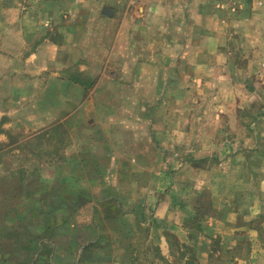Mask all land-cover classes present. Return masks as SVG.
I'll use <instances>...</instances> for the list:
<instances>
[{"label": "rangeland", "instance_id": "1", "mask_svg": "<svg viewBox=\"0 0 264 264\" xmlns=\"http://www.w3.org/2000/svg\"><path fill=\"white\" fill-rule=\"evenodd\" d=\"M99 1L0 0V223L6 213L19 211L22 215L18 221L3 220L8 236L2 233L4 228L1 226L0 252L4 255L10 251L8 257L4 255L7 264H14L13 250L24 246L21 243L32 236L33 226L41 222L39 215L29 220L26 207H41L38 204L48 207L55 199V188L65 183L70 192H73L75 183L85 189L81 194L86 198H80L82 205L73 221L89 228L87 224L93 217L106 238L86 252L92 256L98 252L92 261H88L89 256L82 254L83 246L87 244L85 239L94 240L99 233L91 228L80 231L77 247L56 251L62 258L60 264H80L81 256L84 262L87 261L85 264L94 261L115 264L121 259L122 264H134L123 255L143 248H146L147 261L156 255V242L148 240L151 234L149 225L139 222L153 218L154 205L159 199L154 196L157 189L174 185L170 174L160 176V169L169 162L164 158L171 130L163 119L169 99L151 82L142 88V92L125 91L121 84L118 89L116 87V92H81L77 87V84L96 83L95 68L99 67L100 72L111 52L109 47L115 36L112 31L115 24L112 23L117 18H110V7L103 8ZM99 11L103 15L101 20L93 15ZM107 17L110 18L109 24ZM115 53L134 62L122 44L115 48ZM106 83L107 80L103 81L100 87L107 88ZM137 84L133 82L131 88ZM140 84L143 87L144 84ZM197 90L201 88L196 86L195 92ZM196 94L199 103L202 97ZM220 98L216 97L217 100ZM75 106H81V109L71 113ZM242 112L247 113L246 109ZM195 117L199 121V115ZM60 119L62 124L52 126ZM75 123L83 127L76 129ZM33 124L39 127L35 128ZM43 133L46 135L42 136ZM103 138L115 143L112 145L114 156L97 144ZM127 152L130 156L134 154L135 163L125 158ZM64 158L74 159V164L66 166ZM79 171L82 172L80 178L72 176ZM59 175L65 176L66 182L59 179ZM182 179L186 180V176ZM231 179L226 178L223 183L228 185ZM244 179H249L244 192L256 186L249 175ZM28 194L34 200L29 201ZM259 196L263 198L264 194ZM106 197H116V201L99 207L94 215L93 207L97 208L99 200ZM225 200L228 217L241 220L247 215L244 214L246 208L232 206L234 196ZM247 203L243 201V204ZM117 206L124 213L122 217L113 214ZM259 220H264L263 208H260ZM118 221H122L123 226ZM187 222L190 226H199L196 225L199 220L194 216ZM261 228L264 234V225ZM17 230L18 239H15L11 235ZM127 233L130 237H126ZM166 234L168 245L172 244L173 249L182 248L188 253L194 250L208 253L210 249V256L188 258L187 264H236L233 256L245 260L253 246L245 236L237 245L226 244L224 247L218 240H199L198 232L193 234L195 237L189 244L179 242L175 234ZM260 244L258 248L264 252V240ZM24 249H19V259L30 254L27 253L30 249ZM216 252L220 255L216 256ZM135 262L139 263L138 258ZM259 264H264V257Z\"/></svg>", "mask_w": 264, "mask_h": 264}, {"label": "crops", "instance_id": "2", "mask_svg": "<svg viewBox=\"0 0 264 264\" xmlns=\"http://www.w3.org/2000/svg\"><path fill=\"white\" fill-rule=\"evenodd\" d=\"M99 4L110 7L109 17L117 18L112 20L111 52L103 69L95 68L96 83L77 87L81 92H116L121 84L125 91L142 92L151 82L169 99L163 119L171 130L164 158L170 166L161 168L160 176L170 174L174 185L157 189L153 218L139 222L149 225L148 240H154L158 249L149 261L146 248L123 257L134 264L137 258L138 264H177L178 260L187 264L188 258L210 256V249L208 253L175 251L168 245L166 233L189 244L198 232L199 240H218L224 247L237 245L245 236L253 246L245 260L233 256L234 261L259 264L264 257L258 248L264 240V220H259L260 208L264 209V196H259L264 194V0H100ZM93 15L103 16L101 11ZM120 44L134 62L115 53ZM106 80L107 88H101ZM133 82L138 83L137 89L131 88ZM196 86L201 90L195 92ZM196 93L202 97L201 106ZM80 109L75 106L71 113ZM244 109L247 113L243 114ZM97 144L114 156L115 143L103 138ZM133 155L127 152L125 158L135 163ZM246 175L256 186L244 192L249 183ZM226 178H232L228 185L223 183ZM233 196V207L246 208L247 215L241 220L228 217L225 211V199ZM193 216L199 226L188 224ZM8 253L4 255L8 257ZM4 255L1 251L0 258ZM120 261L115 264H122Z\"/></svg>", "mask_w": 264, "mask_h": 264}, {"label": "trees", "instance_id": "3", "mask_svg": "<svg viewBox=\"0 0 264 264\" xmlns=\"http://www.w3.org/2000/svg\"><path fill=\"white\" fill-rule=\"evenodd\" d=\"M41 135L45 136L46 133H43ZM63 162H65L66 166H69L70 163L72 164V161L65 160V158L63 159ZM81 175H82L81 171L77 172L76 174H72V176H74L76 179H78V177L80 178ZM59 176H60L59 179L62 178L61 180L63 182H66L65 179L67 178L65 176L63 175H59ZM66 185L67 183H65L62 187H59L58 189L55 188L57 192L55 199L53 202H51V204L48 207L46 208L44 206L42 207V204H38L41 205V207L38 206L36 208H31V206L26 207L28 211V216L30 218L29 220H31L38 214H43V218L41 219L42 223L40 222L39 224L33 226V230H31L32 236L28 237V239L24 241L25 242L24 244H22L23 242L21 243V245L24 246L18 248L17 251L13 250V254L11 255V257L15 259L14 264H42V261H44L43 264H51V263L60 264V260L62 258L61 256L56 254V251L61 250L63 252V249H71L73 247H77L78 245L76 242L77 234L84 229L85 230L88 229L89 231V229L91 228L97 231V233H99L94 240L91 239L87 240V238L85 239V242L87 244L83 246L82 254L86 256L88 255L86 254V252L89 249L98 246L106 238V235L100 232L99 230L100 227L95 225L96 222L93 217L92 220H90V223L87 224L88 225L87 227L89 228H84V226L78 225L73 221V218L75 217L76 213L78 212V210L81 208L82 205L80 198H82V200L86 198V195L81 194L85 189L82 188L80 184L75 183L73 192H70V190L67 188ZM77 188H79V190ZM27 198L29 199V201L34 200V198L30 197L29 194L27 195ZM99 201H98L99 203L97 204L98 207L97 208L95 206L93 207V211L95 212L94 215L97 214L99 207L109 203L110 201L115 202L116 197H110L107 199L104 198ZM39 202L42 201L40 200ZM121 210L122 209L119 206H117L113 210V214L122 217L124 213L121 212ZM21 217L22 215L19 211H13L12 213H6L3 216V220L7 222H11L13 219H15L18 221L19 218ZM3 220L2 222H4ZM118 223H120V226L122 225V221L120 222L118 221ZM11 226L13 228V223L11 224ZM6 232L3 229V233H5V236H8L9 231L7 233ZM17 232L18 230L15 232V234L11 235L16 237L15 239H18ZM100 234L103 236H101ZM61 240H65V243H61ZM21 248H25L24 250L26 251L30 249V251L27 252L30 254L23 255L22 258L19 259L18 257L20 256L18 255L19 254L18 251H20L19 249ZM52 251L55 252L56 256L54 253H52ZM97 254L98 252H96L93 256L88 255L89 256L88 261H92L93 260L92 258H94L95 255ZM4 259L5 256L4 257L2 256V258L0 259L2 260V264H7L6 260ZM80 260L82 261V263L80 264L87 263L86 260L84 262V257L82 256L80 257ZM88 264H98V263L94 261Z\"/></svg>", "mask_w": 264, "mask_h": 264}]
</instances>
